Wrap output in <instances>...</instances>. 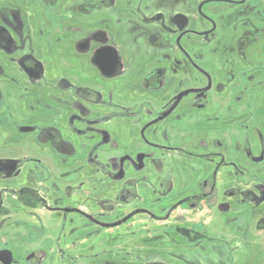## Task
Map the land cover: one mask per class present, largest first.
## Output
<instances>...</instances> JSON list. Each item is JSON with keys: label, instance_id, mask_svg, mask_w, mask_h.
<instances>
[{"label": "flooded vegetation", "instance_id": "obj_1", "mask_svg": "<svg viewBox=\"0 0 264 264\" xmlns=\"http://www.w3.org/2000/svg\"><path fill=\"white\" fill-rule=\"evenodd\" d=\"M243 25L264 0H0V264H264Z\"/></svg>", "mask_w": 264, "mask_h": 264}, {"label": "rangeland", "instance_id": "obj_2", "mask_svg": "<svg viewBox=\"0 0 264 264\" xmlns=\"http://www.w3.org/2000/svg\"><path fill=\"white\" fill-rule=\"evenodd\" d=\"M230 19H231V14L230 15L220 14L216 18V21L218 22V26H219L218 36H220L219 37L220 39H218V42L220 43L222 39L223 43H225L226 45H230V46L223 49L221 44L208 45L209 51L205 53L210 54V55L225 54V55L233 56V53H235L234 51L235 43L233 42L232 37L236 36L239 30H238V27H235L234 25H230ZM233 20H234V17H233ZM252 23L253 24L259 23V21H257L256 18L253 17ZM244 30H247L248 32H250L251 35L253 32L254 37L250 40V42L248 41L249 44L247 46V49L242 54L245 55L249 59L257 61L258 62L257 64H260V63L264 64V57H263L264 56V27L261 28L259 32H257L256 30H252L251 28H248L247 26L243 25L242 31ZM0 130H1V134L4 137H7V139L11 137L13 138L18 137L17 134L14 131H11L9 127L6 126L4 123H2ZM242 164L243 166H246V167L248 166V168L251 167L250 172L252 171L254 176L257 178V182H256L257 184L264 182V162L262 164L257 165V164H251L244 160ZM247 172H249V169L247 170ZM252 182L254 183L253 180ZM19 230L22 231L21 229ZM20 234L21 233H18V235ZM23 256H24V253L22 257Z\"/></svg>", "mask_w": 264, "mask_h": 264}, {"label": "water", "instance_id": "obj_3", "mask_svg": "<svg viewBox=\"0 0 264 264\" xmlns=\"http://www.w3.org/2000/svg\"><path fill=\"white\" fill-rule=\"evenodd\" d=\"M262 158H260L259 160H261Z\"/></svg>", "mask_w": 264, "mask_h": 264}]
</instances>
